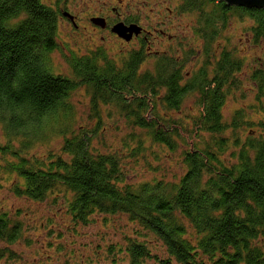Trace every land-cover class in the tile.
Returning a JSON list of instances; mask_svg holds the SVG:
<instances>
[{
    "label": "trees",
    "instance_id": "1",
    "mask_svg": "<svg viewBox=\"0 0 264 264\" xmlns=\"http://www.w3.org/2000/svg\"><path fill=\"white\" fill-rule=\"evenodd\" d=\"M181 3V12L175 5L171 10L193 15L192 30L204 42L196 53L202 65L191 73L183 69L190 52L184 59L167 52L147 57L141 48L119 47L117 60L106 48L64 54L60 74L50 55L59 50L58 20L72 13L56 7L58 1L52 7L41 0H0V151L16 160L2 167L20 179L11 192L17 197L41 202L58 189L69 194L66 214L75 221L86 224L96 214L102 223L125 219L132 234L106 245L117 255L113 264H264V117L241 119L240 109L224 119L226 95L241 85V64L228 58L230 49L216 59L211 50L230 15L247 18L251 43L264 48V10L225 7L218 0ZM170 35L168 42L177 40ZM149 57L153 68L142 71ZM248 78L256 96L264 97V59ZM79 88L84 119L96 122L74 129L68 99ZM105 107L117 121L114 130L124 128L121 153L93 146ZM55 133L58 151L48 148L41 160L30 159V146L48 144ZM121 158L147 166L149 158L159 161L151 168L160 166L161 176L129 182ZM165 159L179 171L170 179L161 166ZM19 237V223L0 215V256L7 251L13 257Z\"/></svg>",
    "mask_w": 264,
    "mask_h": 264
},
{
    "label": "rangeland",
    "instance_id": "2",
    "mask_svg": "<svg viewBox=\"0 0 264 264\" xmlns=\"http://www.w3.org/2000/svg\"><path fill=\"white\" fill-rule=\"evenodd\" d=\"M57 1L60 4H56ZM57 1L41 0L45 5L53 7L56 4V7L63 11L74 14L78 19L77 24L79 27L78 29H73L63 19L58 20L55 42L59 50L54 51L50 55L52 69L55 73L65 74V71L62 70L64 54L69 55L73 52L74 55L83 56L91 50L106 48L107 52L105 50V54L107 55L108 53L113 60H117L121 57L119 54L115 55L119 47L130 51L140 48L137 43L123 46L118 41L109 39L110 37L107 34H104L107 38L101 41L99 37L102 33L92 29L87 21V18L92 17L97 10L107 12V6L109 5L122 9L128 1L129 5H131L130 9H133L140 0H123L122 4H118L117 0ZM174 5L173 1L172 4L170 2L171 9H173ZM157 15L159 13L156 10L152 12L145 10L143 12L144 25L146 27L150 25L155 28H163L166 32L177 36V40L168 42L164 38H157L156 33L153 32V36L148 37L147 43H144L141 49L144 50L145 47H149L151 49L150 52L155 50L167 52V55L183 59V55L190 52V59L186 62L183 69L191 73L197 67H201L202 57L196 53L202 45L204 46V42L202 40L199 41L193 32L195 29L193 26H195L196 22L195 17L187 13L178 15L173 10L171 14H164L165 18H163L162 11L160 17L166 23L161 25L159 22L161 20ZM145 16H148V18H145ZM249 26L250 21L244 16L240 18L238 15H230L220 37H217L212 44L211 50L215 53V59L218 51L230 49L228 58L230 60L237 58L241 64L240 72L236 74L239 82L241 81V85L236 90H233L234 92L229 91L222 107V114L225 120H229L231 115L240 109L244 110L241 113V119L247 117L252 122H256L264 117V97L259 98L256 96V86L248 78L252 68L256 67L264 59V48L263 43L257 45L251 43L252 38ZM244 40L245 42L243 43ZM179 41L180 45L178 44ZM145 54L147 57L151 55L148 51ZM153 63V58H146L140 68L142 71L151 70ZM83 95H85L84 90L79 88L68 99L74 108L73 119L75 121L72 124L74 129L82 125L91 126L96 122L84 119L87 113V105H85L86 100ZM257 105H260V107ZM105 108L104 111L101 110L102 121L98 126L100 134L93 140V146L102 152L116 150L118 151L117 153H121L123 149L120 139L122 133L125 132L124 128L120 124L118 127L122 128L120 130L116 128L118 132L114 130V124L117 121L112 116V110L109 107ZM183 112L185 114L187 111ZM175 116L178 115L176 114ZM247 130L253 131L254 127L245 128V130L241 131V137H245ZM51 132L54 133L53 130ZM250 134L252 135L251 132ZM53 135L48 144L42 142L33 143L27 151L28 155H30L29 158L39 157L38 159L41 160L46 156L45 153L48 148L58 151L56 149L59 148L61 139L57 136V133ZM3 142L4 137L0 129V148L3 147ZM13 143L15 146L18 145L17 141H13ZM146 145H149V141ZM121 160L128 174L129 182H143L155 177L160 178L161 176V170L158 169L160 166H156L155 169L151 168L159 164V161H155L152 158H149V166L143 162L133 164L126 158H121ZM6 161L16 160L13 155L4 154L0 151V215L3 214L10 221L19 223L20 237L11 248L14 256H9L8 252L4 251L0 256V264H113L111 262L116 260L117 255L109 254L106 250V245L109 242H121L123 234H132L125 224V219L118 222L116 219L110 218L109 222L102 223L100 216L96 214L89 217L86 224L75 221L74 218L71 219L66 214L69 194L58 189L48 192L46 199L41 202L17 197L11 193L12 187L15 182H21L15 174H10L3 170L4 167L2 166ZM161 166L164 167V173H166V178L168 179L171 178L173 172L175 174L179 173V171L175 172L174 164L167 160Z\"/></svg>",
    "mask_w": 264,
    "mask_h": 264
},
{
    "label": "flooded vegetation",
    "instance_id": "3",
    "mask_svg": "<svg viewBox=\"0 0 264 264\" xmlns=\"http://www.w3.org/2000/svg\"><path fill=\"white\" fill-rule=\"evenodd\" d=\"M123 0H117L118 4H122ZM218 2H220L218 0ZM151 3V4H150ZM222 3V2H220ZM223 4V3H222ZM108 11L104 12L103 10H97L95 14L92 17L87 18V21L89 25L92 27V29H96L98 33H102V35L99 37L101 41H104L107 37L104 34H107L112 40L118 41L122 45H130L133 43L139 44L138 46L140 48H143L142 45L144 43H147L148 37L153 36V32L156 33L157 38H165L166 41L171 40V35L166 32L163 28H155L146 27L143 23V12L145 10L152 12L153 10H156L159 15L157 17L161 20V13L163 11V18L164 14H171V7H170V0H140L137 5L133 9H130L131 5H129L128 1L126 2V5L122 7H115L113 5H109ZM182 3L181 0H178L177 5H175V9L179 12H181ZM71 14V13H69ZM93 18H101L105 22V28H101L98 26H95L91 23V19ZM145 18H148V16ZM168 18V17H166ZM67 23L69 26H71L73 29H78L77 21L75 15L71 14L67 18ZM161 25H164L166 22L165 20L159 21ZM157 22V23H159ZM116 24H123L124 26L128 27L130 25H136L138 28H140V33L138 35H132L131 39L129 41H125L124 39L120 38L117 34L112 32V28ZM151 29V31H150ZM150 48H144V51H148L149 53H159V51H152L150 52Z\"/></svg>",
    "mask_w": 264,
    "mask_h": 264
},
{
    "label": "water",
    "instance_id": "4",
    "mask_svg": "<svg viewBox=\"0 0 264 264\" xmlns=\"http://www.w3.org/2000/svg\"><path fill=\"white\" fill-rule=\"evenodd\" d=\"M222 2L225 7H234V8H243L247 10L258 9L264 10V0H219ZM91 23L95 26L105 28V22L101 18H93L91 19ZM112 32L117 34L120 38L125 41H129L132 35H138L140 33V29L131 25L129 27L124 26L123 24H116L112 28Z\"/></svg>",
    "mask_w": 264,
    "mask_h": 264
}]
</instances>
